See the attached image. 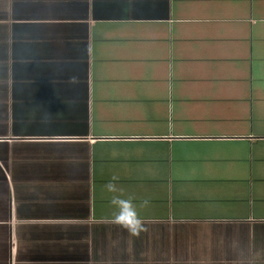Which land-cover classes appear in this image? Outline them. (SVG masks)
Masks as SVG:
<instances>
[{"label": "crops", "instance_id": "0c3cea01", "mask_svg": "<svg viewBox=\"0 0 264 264\" xmlns=\"http://www.w3.org/2000/svg\"><path fill=\"white\" fill-rule=\"evenodd\" d=\"M0 264H264V0H0Z\"/></svg>", "mask_w": 264, "mask_h": 264}, {"label": "clouds", "instance_id": "9594fccd", "mask_svg": "<svg viewBox=\"0 0 264 264\" xmlns=\"http://www.w3.org/2000/svg\"><path fill=\"white\" fill-rule=\"evenodd\" d=\"M71 82H75L74 79ZM41 122L45 124L50 123V114L46 113L42 117ZM118 179L114 175L111 181L105 185L106 191L111 194L110 204L113 208L112 222L117 227L126 231L129 236L139 237L147 231L144 220L140 215V210L147 206L148 201L143 200L137 204L134 196H125V190L116 183Z\"/></svg>", "mask_w": 264, "mask_h": 264}]
</instances>
